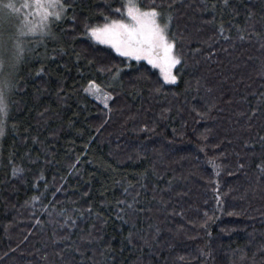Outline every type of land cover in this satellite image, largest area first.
Masks as SVG:
<instances>
[{
  "label": "trees",
  "instance_id": "trees-1",
  "mask_svg": "<svg viewBox=\"0 0 264 264\" xmlns=\"http://www.w3.org/2000/svg\"><path fill=\"white\" fill-rule=\"evenodd\" d=\"M64 2L2 77L0 264H264V0H155L176 83L86 35L122 0Z\"/></svg>",
  "mask_w": 264,
  "mask_h": 264
},
{
  "label": "snow or ice",
  "instance_id": "snow-or-ice-1",
  "mask_svg": "<svg viewBox=\"0 0 264 264\" xmlns=\"http://www.w3.org/2000/svg\"><path fill=\"white\" fill-rule=\"evenodd\" d=\"M224 2L227 5L228 0H224ZM30 7L32 5L28 3L20 5V8ZM35 7L38 11L42 10L39 27L43 34V30L47 28L48 17L51 15L57 20L61 19L67 5L64 0H35ZM20 8L12 0H8L7 3L0 0V9L18 13ZM162 9L163 5H157L155 0H151V3L146 6H142L138 0H125L120 7L112 9L120 18H112L101 13L103 23L86 26V35L98 44L110 46L120 56L136 61H147L153 68L160 69L165 83H176L177 75L174 74L173 69L182 64L183 57L176 51V40L169 35L170 18L165 22ZM223 30V26H221L220 31L223 32ZM36 31L35 25H26L21 28L15 40V52L12 57L14 62H18L23 56V38ZM227 38L225 37V39ZM243 38V36L240 37V39ZM6 51L3 40H0V71L4 68ZM100 70L105 71V69ZM118 75L119 69H117ZM6 85V79L0 80V137L5 135L9 117V107L5 96ZM84 90L97 99L102 98L105 108H108V100L112 98V95L103 92L101 86L94 80H90L88 87ZM108 110L111 111L110 108ZM211 163L215 166L214 161ZM217 199L219 200V194ZM179 259L183 260L184 257Z\"/></svg>",
  "mask_w": 264,
  "mask_h": 264
},
{
  "label": "rangeland",
  "instance_id": "rangeland-1",
  "mask_svg": "<svg viewBox=\"0 0 264 264\" xmlns=\"http://www.w3.org/2000/svg\"><path fill=\"white\" fill-rule=\"evenodd\" d=\"M122 1L123 3L125 2V0H122ZM3 2L7 3L8 0H3ZM12 2L15 3L18 8H20V5L25 4V3L32 5V7L20 8V11L18 13H12L6 9H0V40H3L5 47L7 49L4 55V61H5L4 68L2 71H0V80H3L2 79L3 75L5 73H7L8 75L10 70L13 68L12 66H9L8 64L12 62L11 60H13L12 57L15 52V40L21 28H24L26 25H29V26L35 25L37 27V31L34 34L30 33L23 38V49L25 51L29 48V46H34L35 44L43 43L45 40L48 41V40L55 38L56 34L54 33V25L56 24V22L60 20V19L57 20L53 16L50 15L47 19V28L43 30V34H42L41 29L39 27L41 24L42 10L38 11L36 9L35 0H12ZM12 24L15 25L16 29H15V32L12 33V35H10V32H8V29L12 28L11 27ZM104 46L110 47L108 45H104ZM142 61H145V60H142ZM17 63L19 64V61L14 62V64H17ZM173 72H174V69H173ZM4 79L7 80V85L5 86V95H6L7 92L9 93V88L11 87L10 86L11 84H10V81L6 77ZM86 93L90 95L91 97L96 98L95 96L89 94L88 92ZM99 100H102V98ZM4 152H5V149H4V145L2 144L1 151H0V165H1V162H3L2 159H3Z\"/></svg>",
  "mask_w": 264,
  "mask_h": 264
},
{
  "label": "bare ground",
  "instance_id": "bare-ground-1",
  "mask_svg": "<svg viewBox=\"0 0 264 264\" xmlns=\"http://www.w3.org/2000/svg\"><path fill=\"white\" fill-rule=\"evenodd\" d=\"M28 83H30V82H28ZM34 84V83H33ZM85 86V85H84Z\"/></svg>",
  "mask_w": 264,
  "mask_h": 264
}]
</instances>
